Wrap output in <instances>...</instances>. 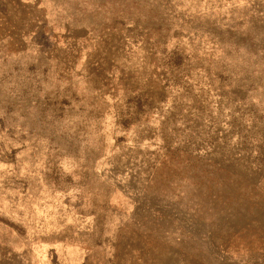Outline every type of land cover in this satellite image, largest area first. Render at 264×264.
<instances>
[{
	"label": "rangeland",
	"instance_id": "1",
	"mask_svg": "<svg viewBox=\"0 0 264 264\" xmlns=\"http://www.w3.org/2000/svg\"><path fill=\"white\" fill-rule=\"evenodd\" d=\"M0 264H264V0H0Z\"/></svg>",
	"mask_w": 264,
	"mask_h": 264
}]
</instances>
